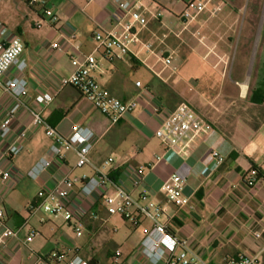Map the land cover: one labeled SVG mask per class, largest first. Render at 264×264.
Masks as SVG:
<instances>
[{
	"label": "crops",
	"instance_id": "1",
	"mask_svg": "<svg viewBox=\"0 0 264 264\" xmlns=\"http://www.w3.org/2000/svg\"><path fill=\"white\" fill-rule=\"evenodd\" d=\"M116 1L127 0H47L55 18L51 22L28 0H0V46L20 38L19 61L24 64L23 72L11 67L3 80L23 78L26 105L40 110L58 134L67 136L73 125L93 130L98 140L90 154L92 164L100 166L113 158L110 166L102 168L108 178L105 193L110 183L129 189L126 169L147 166L160 157L134 196L144 193L164 206L160 221L203 264H226L241 256L264 264V17L239 14L238 0H222L224 7L218 15L204 14L184 25L179 19L181 0V10L174 9L176 3L167 6L163 0H129L146 18L144 26L133 24L131 31L142 41L152 42L158 53L174 52L166 67L158 54L142 60L138 44H132L126 56L96 48V32L121 35L130 22L115 10ZM61 33L75 35V39H66L61 50H52L51 42ZM87 54L99 61L92 76L102 87L119 100L138 102L134 111L114 125L74 87L59 89L60 80L72 72L70 58ZM233 54L240 65L230 69ZM44 93L55 95L52 102L36 106L35 97ZM180 103L194 109L212 130L191 154L179 157L155 131ZM10 104L0 88V122ZM30 122L29 114L22 112L8 136L0 137V169L12 172L10 179L0 180V222L18 231L0 250V264H29L28 248L39 255L54 251L71 258L78 254L88 263L149 264L140 241L150 223L135 215L137 223L125 222L127 228L119 233L109 224L114 216L107 215L100 197L80 202L81 177L92 178L95 172L90 166L74 169L73 152H63L62 159H57L56 147L44 128L32 127ZM17 138V151L9 153V145ZM212 151L222 157L220 164ZM252 170L256 176L250 174ZM68 171L74 188L62 202L79 207L81 237L72 228L71 233L66 230L69 225L64 222L49 225L37 216L39 211L30 210L38 190L51 186L50 174ZM172 174L186 181L182 195L188 203L180 209L159 191ZM30 232L35 236L25 243ZM115 251L121 254L117 263L112 260Z\"/></svg>",
	"mask_w": 264,
	"mask_h": 264
},
{
	"label": "built area",
	"instance_id": "2",
	"mask_svg": "<svg viewBox=\"0 0 264 264\" xmlns=\"http://www.w3.org/2000/svg\"><path fill=\"white\" fill-rule=\"evenodd\" d=\"M91 2L92 0H87ZM183 10L179 15L181 22L186 25L195 21L201 15L216 16L223 10L224 3L222 0H181ZM32 7L39 8L45 17L51 22L55 21L52 11L47 6V0H28ZM115 10L122 17L129 18L130 22L121 35L114 32H96L93 39L96 42V48L102 49L106 54L117 52L121 56L130 54V46L138 44L143 51L142 60L148 59L149 56L158 54V60L163 66H170L174 59V52L170 49L156 52L152 42L142 41L136 32L131 31V25L138 24L144 26L146 18L136 8L132 7L131 1H116ZM73 40L75 35L66 37L59 34L51 42L52 50H61L64 40ZM23 51V44L20 38L15 37L5 46H0V88L2 92L11 100V104L2 114L0 122V137L6 138L16 119L26 112L31 118L32 127H43L45 135L52 140L57 150V159L61 160L63 152H73L75 154V163L73 168L80 169L90 166L95 172L92 178L81 177L82 184L78 199L85 203L90 198H101L102 204L108 216H118L124 222L136 224V217L140 216L150 223V228L144 229L143 238L140 241V248L149 264H203L194 252H192L185 241L178 240L174 235L167 231L165 223L160 221L164 215V206L150 201L146 194L139 193L137 197L134 192L143 183L146 173L159 162L160 157H156L154 162L147 166H136L127 168V181L129 189H123L112 183L109 184V192L105 193L108 178L102 172V168L108 167L113 163V158L108 157L102 161L100 166L92 164L90 154L98 138L93 130L89 127L73 125L67 136L58 134L54 128L49 126L41 117L40 110L28 107L25 103L27 95L26 81L21 77H13L3 80V76L11 67L21 73L24 70L23 62L19 57ZM72 72L66 78L59 82V89L66 86L74 87L80 95L89 101L102 115L106 116L110 124H116L124 115L134 111L138 106L136 99L122 101L110 94L102 87L92 73L98 69L99 61L93 54L83 55L81 58H70ZM136 86H140L136 82ZM54 94L44 93L35 97L34 103L38 107H45L50 104ZM212 130L209 123L188 104L180 103L170 115L161 123L155 131V136L160 139L167 149L173 151L176 156H187L200 145ZM264 136V122L262 126ZM15 139L9 147V153L17 151V141ZM216 164L222 162V157L216 152H211ZM71 171V170H70ZM58 175L53 172L49 179L51 186L38 190L36 202L30 206L31 211H42L48 214L51 220H61L69 225L76 237L83 234L82 226L79 222V207L72 204H64L69 192L74 188V182L68 175ZM256 176V170L250 172ZM12 177L11 170L0 169V180L6 181ZM186 186L185 179L177 174L170 175L160 186L159 191L165 197L169 204L177 209L187 205L188 201L183 197L182 192ZM2 213L0 212V219ZM95 218V216H93ZM18 231H12L5 228L0 222V250L6 247L7 240L16 238ZM35 232H30L25 238V243L32 241ZM258 236V235H257ZM120 252L115 251L112 257L113 262L117 263L120 258ZM27 258L29 264H89L78 254L71 258H65L63 254L51 251L48 254H36L31 249H27ZM226 264H259L253 257L241 256L236 260H230Z\"/></svg>",
	"mask_w": 264,
	"mask_h": 264
},
{
	"label": "rangeland",
	"instance_id": "3",
	"mask_svg": "<svg viewBox=\"0 0 264 264\" xmlns=\"http://www.w3.org/2000/svg\"><path fill=\"white\" fill-rule=\"evenodd\" d=\"M164 3L170 5L172 2L176 3V6H173L175 10H181L182 4L180 3V0H163ZM241 3V6L237 9H239V14H246V15H253V16H260V18L264 17V0H238ZM167 9V8H166ZM177 30L180 29L181 25L179 22H177ZM183 58V55H182ZM233 65H240L239 59L235 57V54L232 55L231 60L229 61V66L230 69L233 67ZM37 216H41L44 219H46V223L52 226L59 225L60 224V219L51 222H48L47 220L50 219V216L48 214L43 213L42 211H39L37 213ZM110 225H113L119 229V233H122L127 226L125 225V222L118 216L112 217V219L109 222ZM69 230L71 233L72 231L70 230V226H66V230ZM116 243H120V240L114 239Z\"/></svg>",
	"mask_w": 264,
	"mask_h": 264
},
{
	"label": "trees",
	"instance_id": "4",
	"mask_svg": "<svg viewBox=\"0 0 264 264\" xmlns=\"http://www.w3.org/2000/svg\"><path fill=\"white\" fill-rule=\"evenodd\" d=\"M89 264H96L93 260L89 261Z\"/></svg>",
	"mask_w": 264,
	"mask_h": 264
}]
</instances>
